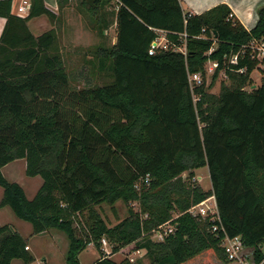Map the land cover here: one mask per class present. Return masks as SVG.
<instances>
[{
  "label": "trees",
  "instance_id": "obj_1",
  "mask_svg": "<svg viewBox=\"0 0 264 264\" xmlns=\"http://www.w3.org/2000/svg\"><path fill=\"white\" fill-rule=\"evenodd\" d=\"M56 2L63 10L71 0ZM110 2H74L103 40L90 52L88 84L80 89L71 85L56 30L35 37L27 28L41 15L57 20L43 0H32L24 19L10 15V2L0 3V14L8 6L0 38V210L8 207L33 235L63 234L66 264H80L90 244L100 252L102 239L110 253L94 264H133L111 259L130 247L144 251L150 264H191L204 253L228 264L225 236L239 237L253 251L252 264H261L264 59L254 45L264 42V5L247 31L224 4L194 15L179 0H118L117 12ZM112 25L116 43L107 46ZM156 31L186 55L159 49L149 55ZM207 64H215L208 85ZM256 70L263 73L259 85L251 78ZM196 73L202 84L192 93L188 77ZM220 73L225 81L212 94ZM16 160H25L27 177L42 179L31 200L2 174ZM201 168L208 169L210 191L192 182ZM210 198L221 224L215 232L211 217L188 213ZM118 201L128 216L110 227L96 208ZM167 223L172 233L152 239ZM26 248L27 239L0 227V264H32Z\"/></svg>",
  "mask_w": 264,
  "mask_h": 264
},
{
  "label": "rangeland",
  "instance_id": "obj_2",
  "mask_svg": "<svg viewBox=\"0 0 264 264\" xmlns=\"http://www.w3.org/2000/svg\"><path fill=\"white\" fill-rule=\"evenodd\" d=\"M76 0H71V2L65 7V16L66 19L70 21L71 30L69 34L65 36L64 40L59 35L61 40V47L63 48L64 53V62L71 79V85L74 88L80 89L85 87L87 83V72L90 70V65L86 61L90 59L93 61V55L90 53L99 43L103 40L95 33L93 30H90L89 25L87 24V19H85L82 13L76 9L75 2ZM64 17V18H65ZM115 28L112 26L105 40V44L110 46L115 38ZM255 48H259L257 51L259 59L264 58V52L260 50V46L254 45ZM86 58V59H85ZM85 65L88 67V70L84 68ZM210 67V64H208ZM211 73L209 72L206 76L207 85L211 82ZM263 73L260 70H256L252 73L251 78L254 82V85H259L261 82ZM97 81H101L95 77ZM225 81L223 74H219L218 78L210 90L212 94H218L220 83ZM249 91L250 89H246ZM5 179L11 183H17L20 185L26 192V195L31 198L33 193L37 190L38 186L41 185L42 179L39 177L29 178L25 175V160H16L10 163L3 170ZM189 173L183 174V179L187 180ZM194 180L204 191L211 190V183L209 179V173L207 168H201L193 172ZM2 198V189L0 188V200ZM208 200V199H207ZM204 206L213 208L214 199H209ZM130 207L137 212L139 206L137 203L130 204ZM102 215V217L107 222L108 226L114 227L118 223L122 222L128 216V206L122 201L116 202L114 205L102 204L96 208ZM176 213L173 217H176ZM6 224L12 232H17L24 239L28 241V252L35 257V262L33 264H66V254L68 250V241L67 238L58 231L50 230L42 235H33L32 227L29 223L18 220L11 210L6 207L0 210V226ZM80 229L78 231H83L84 222L81 218L80 223L77 224ZM152 239L157 240L152 236ZM107 243V240L104 239ZM100 253L109 255L110 246L107 243V246H104L101 243L100 252L95 248L93 244H90L86 247L84 251L79 254L80 264H94L100 258ZM247 253V252H246ZM245 253V254H246ZM247 259H243L242 262L236 261L237 264H252L253 263V251L247 253ZM128 258L133 264H150L149 259L145 255L144 251L139 253L134 252L131 247L126 248L123 251L112 255L111 259L115 262H121L125 258ZM234 263V262H231ZM13 264H21L20 261H14ZM191 264H224L222 263L215 254L213 253H204L196 257ZM230 264V263H228Z\"/></svg>",
  "mask_w": 264,
  "mask_h": 264
},
{
  "label": "crops",
  "instance_id": "obj_3",
  "mask_svg": "<svg viewBox=\"0 0 264 264\" xmlns=\"http://www.w3.org/2000/svg\"><path fill=\"white\" fill-rule=\"evenodd\" d=\"M1 2H10L9 11H8L10 15L24 19L29 14L32 0H0V3ZM179 2L184 12L186 13L188 12L194 15H200L208 11L209 9L216 7L218 5H221V4L227 5L232 11V14L234 15V17L243 25V27L247 31L251 30L254 27L256 20H257L256 11L258 8L264 5V0H179ZM43 4H44V8L52 12L53 15L57 17V20H55V22L52 23L48 19L47 16L41 15L39 17L29 20L27 23V28L29 32L35 37L40 36L43 33L50 31L51 29H55L57 32L58 41H59V45L61 48V53H62L63 61H64V53L62 50L63 48L61 47V44H60L61 43L60 38L62 37L64 40L65 36L70 33L69 30H71L72 24L70 23L68 19H66L65 16H64L65 18L63 17V15H65L66 9L63 8V10H59L56 0H43ZM6 8H8L7 5H4L1 8L2 13L0 14V38L2 36V33L4 31V28L7 22L6 20L7 16L5 15L7 13L5 12ZM20 8H25L24 12L21 13L19 10ZM112 26L115 28L114 25ZM109 30L107 31V33L109 32ZM59 35H60V38H59ZM114 40L112 44L114 43ZM262 46L264 48V42ZM5 168L6 166L2 169L3 176H4L3 170ZM41 185L38 186L37 190L33 193L31 198L26 195L25 190L22 188L24 190V193L27 199L31 200L35 196V194L37 193ZM2 226H7V225L3 224L0 227ZM249 251H251V249H245V253L246 252L248 253ZM34 262H35V257H34ZM230 264H237V262L230 263Z\"/></svg>",
  "mask_w": 264,
  "mask_h": 264
},
{
  "label": "built area",
  "instance_id": "obj_4",
  "mask_svg": "<svg viewBox=\"0 0 264 264\" xmlns=\"http://www.w3.org/2000/svg\"><path fill=\"white\" fill-rule=\"evenodd\" d=\"M110 6H111L112 11L117 12L119 9L118 0H111ZM19 10L22 13V12H24L25 8H20ZM156 34L158 37L153 42L156 44V46L154 47L153 45H151V49L148 52L149 55H153L155 53V49L164 50V51L165 50H171L173 52L180 53L184 56L186 55V50H185L184 46L183 47H177V46L169 43L167 41L165 33L162 31H156ZM258 50H259V48H257V51ZM260 50L262 52H264L263 46H260ZM257 58H259L258 55H257ZM236 60H237V57H233L231 63L232 64L236 63ZM214 67H215V64H210V67H208V64H207L206 65L207 73L212 72ZM188 81H189V85H190V91L193 93V89L202 84L201 74L196 73V74L189 76ZM210 199H213V198H210ZM207 202H209V199L198 204V205H196V206L191 207L188 210V213L193 217H199L202 219L207 218V217H211L212 222H214L212 232H215L218 230V228L220 229V226H221L220 219H219V216H218V213L216 210L215 202H214V206L212 209L207 207V206H204ZM160 228L163 229V232L159 231V232L154 234V237L157 239V241L162 240L164 235H168V234L172 233V231H173V227L171 225H169V223L163 225ZM101 243L104 246H107V243L104 239L101 240ZM222 247H223L224 252L227 255V258L230 262H236V261L242 262L243 259H245V258L247 259V257H248V255L245 254V248L243 247L242 241L239 237L229 238V237L225 236V238L222 242ZM28 249L29 248H26V250H28ZM139 252L140 251H136V253H139ZM261 264H264V261Z\"/></svg>",
  "mask_w": 264,
  "mask_h": 264
},
{
  "label": "water",
  "instance_id": "obj_5",
  "mask_svg": "<svg viewBox=\"0 0 264 264\" xmlns=\"http://www.w3.org/2000/svg\"><path fill=\"white\" fill-rule=\"evenodd\" d=\"M116 43V39L114 40V44ZM154 47L156 46V44L155 43H153L152 44ZM254 88V87H253Z\"/></svg>",
  "mask_w": 264,
  "mask_h": 264
}]
</instances>
